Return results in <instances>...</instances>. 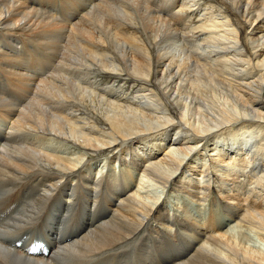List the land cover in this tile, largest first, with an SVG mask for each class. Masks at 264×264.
Wrapping results in <instances>:
<instances>
[{"label": "bare ground", "instance_id": "6f19581e", "mask_svg": "<svg viewBox=\"0 0 264 264\" xmlns=\"http://www.w3.org/2000/svg\"><path fill=\"white\" fill-rule=\"evenodd\" d=\"M0 120V264H264V0H0Z\"/></svg>", "mask_w": 264, "mask_h": 264}, {"label": "rangeland", "instance_id": "374dc122", "mask_svg": "<svg viewBox=\"0 0 264 264\" xmlns=\"http://www.w3.org/2000/svg\"><path fill=\"white\" fill-rule=\"evenodd\" d=\"M45 11H46V9H45ZM1 122L2 121L0 120V124H1L0 130L3 129L4 131H6V132L10 131V133H11V131L13 132L16 129V128L14 129L13 127H11L10 124H7V122L6 123H1ZM57 141L56 140H53V141L46 140V142H48L47 145L50 146L52 144L51 145L52 149L55 148L56 151H58V152H62L64 150L62 153H59V154H61L63 156L64 155L67 156L68 152L67 151H66L67 153L65 152V149H66L65 145H60L58 143L59 141L58 142ZM49 143H51V144H49ZM59 146L64 147V149L60 148ZM47 148H49V147H47ZM51 148L49 150H51ZM61 149H62V151H60ZM200 149L204 150L203 148H200ZM63 153H65V154H63ZM201 155H202V152H201ZM196 158H198V157H196ZM202 159H204V158L201 157V161H202ZM91 163H92L91 166L93 168V169H91L92 170V176L97 175L99 173L98 171L100 169L102 170V173L108 172L110 170H111V173H112V170L115 172L117 171V169H114V168H116L115 163H110L108 160H105V159L102 160V158H100V157H97L95 160L91 161ZM107 164H108V166H107ZM131 176H132L131 181H130V178H128L126 180L127 182H130V184L126 187V189L124 188V190H123L124 193L127 194V192L128 193L134 192L135 190H137V188H140L141 194L139 196L142 199H144L145 202H149V203L150 202H156V204L161 202L162 203L161 206L165 207L166 210L170 214H172V212L174 210H177L176 213L181 215L182 217L186 216L185 217L186 221L189 222L195 228L198 227L199 229H201L203 231V230H205V227H206L208 231H210V232L212 231L213 234H216L217 231L224 229L227 225H230L233 222V219L224 218V211L219 207V204H217L218 203L217 201H213L214 200L213 198L209 197L207 199V201L202 200L203 202L201 203V205H196V203L188 202L187 199L180 196L181 193L178 194V191H176L174 193L173 192L169 193L168 191L166 192L165 189H163L159 184H157L155 182L152 183V181H148V180L146 181L145 178L142 179L143 182H140L141 185H139L140 174H139V172H136L135 170H134V174H133V172L131 173ZM157 198H159V199L156 201ZM221 217H223V219H221ZM216 219H217L218 223L216 224V227H215L216 231H214V227L210 228L207 225L209 222H213ZM219 219H221V220H219ZM233 225L234 224L232 223V225L230 227H233ZM246 236H247V239H249V242L247 243V248L249 249V246H250V249H249L250 251L256 253L257 249L259 248L261 252H264V243L260 241L258 236H256L251 231L249 232L248 229L245 231V234H244V237L242 240H246ZM196 239L198 240L200 238H196ZM228 243H230V242L228 241ZM243 246H244V244H243Z\"/></svg>", "mask_w": 264, "mask_h": 264}, {"label": "snow or ice", "instance_id": "6c2138e0", "mask_svg": "<svg viewBox=\"0 0 264 264\" xmlns=\"http://www.w3.org/2000/svg\"><path fill=\"white\" fill-rule=\"evenodd\" d=\"M34 250V249H33Z\"/></svg>", "mask_w": 264, "mask_h": 264}]
</instances>
